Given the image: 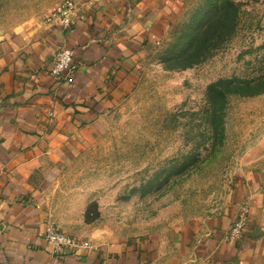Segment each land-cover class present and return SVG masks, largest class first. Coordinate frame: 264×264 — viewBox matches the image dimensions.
<instances>
[{"label":"rangeland","instance_id":"1","mask_svg":"<svg viewBox=\"0 0 264 264\" xmlns=\"http://www.w3.org/2000/svg\"><path fill=\"white\" fill-rule=\"evenodd\" d=\"M62 1L0 0V38L49 23ZM231 1L212 19L220 0L170 6L100 135L49 185L58 229L91 244L161 238L222 212L236 177L264 175V0Z\"/></svg>","mask_w":264,"mask_h":264},{"label":"crops","instance_id":"2","mask_svg":"<svg viewBox=\"0 0 264 264\" xmlns=\"http://www.w3.org/2000/svg\"><path fill=\"white\" fill-rule=\"evenodd\" d=\"M180 1L74 0L70 27L42 23L0 38V264H264V175L256 172L235 178L222 212L161 238L54 251L42 236L49 185L100 135L133 86L136 54L160 39ZM62 47L74 50L73 74L56 78Z\"/></svg>","mask_w":264,"mask_h":264},{"label":"built area","instance_id":"3","mask_svg":"<svg viewBox=\"0 0 264 264\" xmlns=\"http://www.w3.org/2000/svg\"><path fill=\"white\" fill-rule=\"evenodd\" d=\"M76 11V3L74 0H63L53 10L51 16L48 18L50 22H56L64 29L70 27L72 18ZM74 50L71 47L60 48L54 58V63L50 69L52 75L56 78L64 77V75L71 77L73 74ZM3 169L0 166V176ZM245 224V216L241 215L240 219L228 230L227 235L231 239L239 237ZM42 236L51 244L54 251L68 248L74 249L78 247H88L91 243L83 241L70 234H67L53 223L49 222Z\"/></svg>","mask_w":264,"mask_h":264},{"label":"trees","instance_id":"4","mask_svg":"<svg viewBox=\"0 0 264 264\" xmlns=\"http://www.w3.org/2000/svg\"><path fill=\"white\" fill-rule=\"evenodd\" d=\"M211 8H212L211 12H210V13H212L211 19L213 18V16H216L219 13H225L228 16V14L230 15V13L234 12V10L236 9L234 2H232L231 0H220V2L217 5L215 4ZM207 17H206V19H207ZM201 35H202L201 30H198L197 34H196V39H199L201 37ZM196 39L194 40V42L192 41L190 43L189 48H192L193 46L196 45Z\"/></svg>","mask_w":264,"mask_h":264}]
</instances>
